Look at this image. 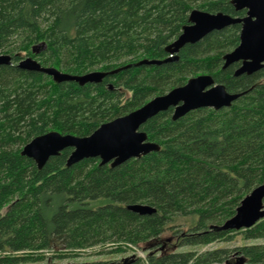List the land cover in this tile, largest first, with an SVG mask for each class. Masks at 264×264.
Returning <instances> with one entry per match:
<instances>
[{"label":"trees","instance_id":"16d2710c","mask_svg":"<svg viewBox=\"0 0 264 264\" xmlns=\"http://www.w3.org/2000/svg\"><path fill=\"white\" fill-rule=\"evenodd\" d=\"M231 1L0 0V55L10 57L0 65V264L37 262L54 247L69 253L100 245L152 248L145 260L125 264H264V244L177 250L233 233L264 239V219L247 230L219 229L264 184V68L238 77L237 64L222 69L240 25L184 46L175 61L136 66L165 60L194 9L243 17ZM25 58L72 76L107 75L98 84L58 83L18 68ZM199 75L243 95L226 109H198L176 121L169 109L151 118L140 131L157 152L113 168L98 159L66 167L71 149L41 169L21 155L48 132L89 136ZM135 204L156 212L127 210ZM177 217L189 225L172 231L176 245L163 251L170 239L161 237Z\"/></svg>","mask_w":264,"mask_h":264},{"label":"water","instance_id":"95a60500","mask_svg":"<svg viewBox=\"0 0 264 264\" xmlns=\"http://www.w3.org/2000/svg\"><path fill=\"white\" fill-rule=\"evenodd\" d=\"M231 4L235 11H245V15L238 18L223 13L210 14L194 9L188 16V25L182 28L180 35L166 48L168 57L165 60H141L136 66L160 65L175 61L179 50L184 46L199 42L211 32L240 25L239 44L222 56V69L237 64L238 67L234 71L235 77L252 75L263 69L264 0H232ZM36 48L38 47H33L32 51L37 52ZM9 64L10 57L0 55V65ZM17 67L26 71L43 73L58 83L98 84L107 75L103 72H90L81 76H72L54 68H43L31 58L21 60ZM241 95L243 94L226 92L224 87L215 84L209 75H199L190 78L181 87L150 99L129 114L100 125L89 136L76 137L48 132L27 143L22 148L21 155L31 159L37 168L41 169L49 158L57 156L65 149H71L66 167L86 159H98L100 165L117 167L131 159H138L159 150V146L148 142L146 134L140 131V127L156 115L171 109V118L176 121L198 109L229 108ZM127 210L141 216L156 212L154 208L141 204L130 205ZM262 219H264V184L255 187L245 196L235 214L219 229L222 231L247 230ZM128 260L130 259H125L118 264H125Z\"/></svg>","mask_w":264,"mask_h":264},{"label":"rangeland","instance_id":"374dc122","mask_svg":"<svg viewBox=\"0 0 264 264\" xmlns=\"http://www.w3.org/2000/svg\"><path fill=\"white\" fill-rule=\"evenodd\" d=\"M38 51V48H36ZM128 94H126L127 96ZM6 209L3 210L5 212ZM188 220L184 217H177L173 226H177L175 229H171L170 232L165 233L161 238L162 242L170 239V241L164 244L163 251L171 250L175 244V239H172V231L186 230L188 227ZM179 226V227H178ZM231 236V237H230ZM223 241L215 242L204 247H190L177 249L178 251H193L204 252L206 250H212L215 248H227L233 249L241 245H255L264 244V239L258 240H245L242 233H233ZM119 247V248H117ZM150 249L147 245H140L139 247L120 246V245H100L92 248H88L80 251L73 252H59L56 247L50 252L44 253L43 258L37 262L27 264H116L121 263L125 259H141L145 260L149 254Z\"/></svg>","mask_w":264,"mask_h":264},{"label":"bare ground","instance_id":"6f19581e","mask_svg":"<svg viewBox=\"0 0 264 264\" xmlns=\"http://www.w3.org/2000/svg\"><path fill=\"white\" fill-rule=\"evenodd\" d=\"M130 206V205H129Z\"/></svg>","mask_w":264,"mask_h":264}]
</instances>
